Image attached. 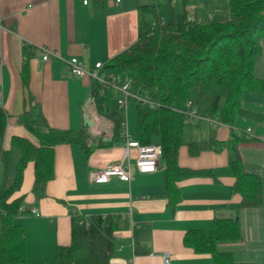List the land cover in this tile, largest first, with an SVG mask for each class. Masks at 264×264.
<instances>
[{
    "label": "crops",
    "instance_id": "1",
    "mask_svg": "<svg viewBox=\"0 0 264 264\" xmlns=\"http://www.w3.org/2000/svg\"><path fill=\"white\" fill-rule=\"evenodd\" d=\"M146 1L88 0L84 4L83 0H0V108L6 114L2 149L11 150L16 157L17 151L11 149L14 136L37 144L36 137L17 120L28 108L29 97L38 103L50 127L82 130L90 148L86 154L77 143L55 145L54 176L39 199L32 193L33 163L27 164L20 190L13 195H24V205L39 212L38 216L20 214L16 218L26 234L25 264H46L59 246L69 244L72 213L119 214L125 218V227L114 232L116 248L111 264H163V252L168 253L169 264H213L209 253L194 251L183 238L190 229H212L219 218L236 219L240 231L238 240L222 242L219 249L229 251L235 262L264 264L262 93L245 90L231 124L213 128L207 123L208 130L200 132L199 123L188 134L189 140H207L213 135L227 142L233 134L240 137L236 148L242 169L261 182L259 205L240 206L241 195L234 189L227 146L195 155L186 145L179 147L178 165L195 173L176 181L173 203L164 194L166 165L162 158L154 172L139 173L132 167L129 182L117 177L107 182L91 180L92 171L117 162L122 154L123 138L112 141L115 121L109 115L117 105L111 110L108 100L103 104L108 112L101 110L104 107H100L90 79L71 74L65 60L78 57L92 66L97 61L106 63L128 48L138 37L140 5L152 3ZM206 1H192L187 6L188 17L201 20L195 6ZM208 17L207 21H225L228 9H213ZM25 44L36 48L27 58ZM40 46L56 55L43 61ZM254 73L264 79V38ZM1 178L0 163V182Z\"/></svg>",
    "mask_w": 264,
    "mask_h": 264
},
{
    "label": "trees",
    "instance_id": "2",
    "mask_svg": "<svg viewBox=\"0 0 264 264\" xmlns=\"http://www.w3.org/2000/svg\"><path fill=\"white\" fill-rule=\"evenodd\" d=\"M192 1L179 0L178 8L174 0L140 5L137 40L104 63V70L128 76L132 88L155 104L137 103L138 132L132 138L162 147L161 158L166 165L164 194L170 203L177 197L176 181L195 173L178 165L179 147L186 145L189 153L195 155L201 150L221 151L227 146L234 189L241 195L240 206H257L262 199L261 182L242 169L236 148L241 138L233 134L227 142L218 141L213 135L207 140H189V132L199 122H193L185 110L195 109L199 114L218 116L222 123L231 124L245 90L264 94V79L254 73L264 38V0H226L229 17L225 21L191 20L187 6ZM35 50L33 45L23 47L26 58L29 51ZM101 87L92 83L102 108L113 95L109 90L100 95ZM28 103L17 120L36 137L37 144L24 137H12L11 149L17 151L16 157L11 150L1 147L6 114L0 108V264L27 261L25 230L16 218L30 214V209L24 205V195L13 197L20 190L27 164L33 163L32 193L39 199L54 176L55 145L77 143L86 154L90 149L82 130L52 128L38 103L30 97ZM101 110L108 112L105 107ZM121 113L118 109L109 113L115 121L112 141L122 138ZM70 222L69 244L59 246L46 264H111L116 248L114 232L125 227V218L119 214L72 213ZM239 238L236 219L219 218L210 230L186 231L183 242L196 252L209 253L213 264H246L235 262L229 251L218 247Z\"/></svg>",
    "mask_w": 264,
    "mask_h": 264
},
{
    "label": "built area",
    "instance_id": "3",
    "mask_svg": "<svg viewBox=\"0 0 264 264\" xmlns=\"http://www.w3.org/2000/svg\"><path fill=\"white\" fill-rule=\"evenodd\" d=\"M119 2L120 0H116ZM88 0H83L86 4ZM191 20H198L199 18H192ZM41 53V59L46 61L51 55H56L55 52L47 48L38 47ZM69 72L78 77H88L91 84L102 85L99 94L104 95L107 90L115 97L117 109L125 112L129 101H134L139 104H155L148 99L147 96L134 90L128 76L107 73L104 70V63L101 61L95 62L92 66H87L86 63L78 57H71L65 60ZM190 106V102L186 103ZM186 115L190 119L198 121H205L211 127L215 128L222 124L218 116L202 115L195 109L185 110ZM246 137L250 135V129L245 132ZM122 138L123 151L117 162L107 164L105 167L92 171L90 174L91 180L95 182H107L111 177H117L121 181L129 182L131 180V169L134 167L139 173H150L157 169L158 161L162 157V147L159 144L142 143L130 136L126 129L125 119L122 121ZM132 152L134 154L132 155ZM23 208L20 207V211ZM30 214L38 216L39 212L36 208L30 209ZM133 246V244H132ZM168 253H162L163 264H169Z\"/></svg>",
    "mask_w": 264,
    "mask_h": 264
},
{
    "label": "rangeland",
    "instance_id": "4",
    "mask_svg": "<svg viewBox=\"0 0 264 264\" xmlns=\"http://www.w3.org/2000/svg\"><path fill=\"white\" fill-rule=\"evenodd\" d=\"M167 0H148L146 2H155L160 4H165ZM177 8L179 7V0H174ZM201 2L198 3L195 7L200 12L201 21H207L210 18L208 17V13H213V9L216 12L226 11V1L225 0H207L206 3ZM109 107L111 110L116 108V99L114 96H111L109 99ZM121 116L125 119L126 129L128 134L131 136H136L138 132V124H137V103L134 101H129L126 107L125 112L121 113ZM193 122L197 121L195 119H191ZM200 124V132H205L208 130L207 122L205 121H198Z\"/></svg>",
    "mask_w": 264,
    "mask_h": 264
}]
</instances>
